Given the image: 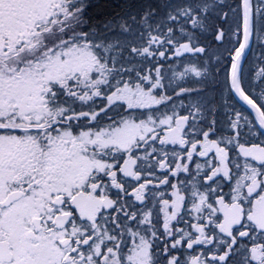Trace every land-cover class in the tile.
I'll return each instance as SVG.
<instances>
[{"label":"snow or ice","instance_id":"snow-or-ice-1","mask_svg":"<svg viewBox=\"0 0 264 264\" xmlns=\"http://www.w3.org/2000/svg\"><path fill=\"white\" fill-rule=\"evenodd\" d=\"M0 264H264V0H0Z\"/></svg>","mask_w":264,"mask_h":264}]
</instances>
